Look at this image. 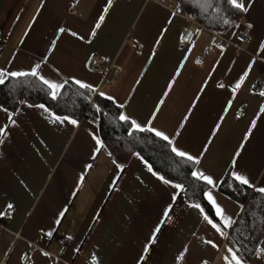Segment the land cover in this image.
Wrapping results in <instances>:
<instances>
[{
    "label": "crops",
    "instance_id": "1",
    "mask_svg": "<svg viewBox=\"0 0 264 264\" xmlns=\"http://www.w3.org/2000/svg\"><path fill=\"white\" fill-rule=\"evenodd\" d=\"M106 2L44 0L41 9V0H0V70L6 75L40 63L46 79L64 83L75 77L93 84L95 93L114 96L117 106L127 100L120 111L143 122L183 62L153 126L171 136L188 115L174 143L193 154L211 139L195 167L213 177L215 186L207 185L205 192L231 217V226L220 236L207 223L205 215L214 223L220 220L207 197L215 218L182 195L171 201L174 189L153 176L136 153L118 169L105 146L95 151L99 146L92 136L102 139L91 119L61 123L53 114L67 115L22 102L13 112L0 106V127L5 128L0 133V264H23L26 253L32 264H225L229 230L242 205L219 191L220 183L227 173L239 171L248 177L247 186L264 188V96L255 89L264 81V0H253L225 34L229 42L211 51L206 46L212 34L206 29L198 28L190 44L179 42L186 21L171 0H112L103 13ZM101 14L105 19L90 36ZM59 27L85 39L70 31L58 33ZM162 28L167 31L160 38ZM91 55L102 59L104 71L88 69ZM250 62L251 70L233 93ZM217 123L221 126L213 137ZM169 203L174 207L164 219ZM157 224L160 231L153 238ZM207 239L218 247L206 244ZM258 248H264V235L244 264H264Z\"/></svg>",
    "mask_w": 264,
    "mask_h": 264
},
{
    "label": "trees",
    "instance_id": "2",
    "mask_svg": "<svg viewBox=\"0 0 264 264\" xmlns=\"http://www.w3.org/2000/svg\"><path fill=\"white\" fill-rule=\"evenodd\" d=\"M171 2L183 16L192 18L208 31L222 34H227L236 26L243 15V12L229 5L227 0ZM225 20L229 23L225 24ZM66 81L57 92V98L52 99L47 85L38 77H7L0 84V106L13 112L22 102L40 103L58 115L91 119L97 123L103 146L108 149L115 162L125 165L133 153L138 154L158 175L183 184V198L189 203H199L215 218L212 207L204 196L207 184L191 177V162L175 156L167 142L152 133L135 130L130 133V123L118 119L120 109L116 104L92 90L80 88L71 80ZM218 189L242 205L229 230L227 244L234 247L243 261L247 262L264 235V193L240 184L228 173Z\"/></svg>",
    "mask_w": 264,
    "mask_h": 264
},
{
    "label": "snow or ice",
    "instance_id": "3",
    "mask_svg": "<svg viewBox=\"0 0 264 264\" xmlns=\"http://www.w3.org/2000/svg\"><path fill=\"white\" fill-rule=\"evenodd\" d=\"M227 3L231 5L233 8L240 10L241 12L247 13L249 11V8L251 4L253 3V0H227ZM44 0H41V9L43 8ZM112 6V0H107L102 12L107 13L109 8ZM41 9H38L40 11ZM171 15H175V13H172ZM35 19V18H34ZM105 19V16L103 14L99 15L98 19L96 20L95 24L91 28L89 35L95 36L97 29L100 28L101 22ZM167 23H171V19L169 18ZM229 22L225 20V24H228ZM249 28L253 27V24H248ZM65 31H70L65 29L64 27L57 28L58 33H64ZM167 31L166 28H162L159 32V37L162 38ZM70 34L73 37H77L80 40L85 39L84 36L79 35L75 31H70ZM160 43V39L156 40V44ZM56 41H52V45L49 48V51L52 50V48L55 46ZM260 47L264 48V41L260 42ZM154 55V53H153ZM186 59V57H185ZM183 67V62L180 63V65L177 67L175 73L172 76V79L169 80L167 84V89L163 92L162 97L158 100V102L155 104L150 116L143 122H137L136 119H132L129 115H126L124 111H120L118 119L125 122H130L131 127L129 128V132L132 131H139V132H149L154 134L156 137L161 138L162 140L166 141L167 144L170 146L171 152L175 154V156L183 158L184 160L191 162L193 165V168L191 169V177H193L196 180L204 181L207 185L215 186V181L213 180V177L211 175L205 174V172L195 167L196 165H199L201 163L202 158L205 156V153L209 150V145L211 143V139H209L208 143L204 144L202 146V150L193 154L189 150H185L182 147L177 146L174 141L176 140V137L180 135V129L184 127L185 122L188 120V115H185L184 119L181 121L179 128L176 130V132L173 135L167 134L164 130L158 129L153 126V121L157 118V114L161 111V105L164 104L165 100L164 98L168 96L169 91L172 89L173 83L176 80V77L179 76L180 70ZM252 68V63L250 62L248 65V69L243 72V74L240 76V78L235 82L234 87L232 88L233 93H235L236 89H238L241 86V83L243 82L244 78L248 75V71H250ZM40 69V63H37L30 67L27 71H11L8 70L6 75L4 74V70H0V84L4 83V80L7 77H21V76H34L38 77L43 84L47 85L49 91V95L52 97V99L57 98V92L63 88L64 84L67 83V81H64V83H57L56 81L46 79L43 75H40L39 72ZM143 75V73H141ZM75 84L79 85L80 88L89 89L96 91L95 87L91 83L84 82L80 79H76L75 77H69ZM140 81L137 80V84ZM220 87H223V85H219ZM97 94L102 97H106L108 100L113 101V103H116V98L112 95H108L107 93L103 91H98ZM261 96H264V92L260 93ZM128 103L127 100H125L123 103H119L118 107L120 109H124L125 105ZM195 103V102H194ZM228 105H231V101H228ZM39 108L44 109L45 111H49L44 104L38 105ZM5 111H7L5 109ZM192 109L189 108L188 112L191 113ZM260 111L264 113V104L260 106ZM224 112H227V108L224 109ZM54 116V120L63 123L64 121L69 122L72 125H77L78 121L76 119H71L68 116ZM220 121L222 122L224 119V116L219 117ZM14 123V121H13ZM220 123H217L214 125V127L211 129V136H215L216 132L220 129ZM255 127V121L252 122L250 125L248 131L245 133V139L247 140L248 137L252 134V129ZM5 128L0 127V133H4ZM92 139L95 141V144L99 147L95 149V151H99L100 148L103 147L102 141L99 137L93 135ZM138 155V154H134ZM239 155V153H237ZM114 164H116L115 161H113ZM236 161H233V164L235 165ZM146 166L148 167V171L152 173L153 176H156L157 179H159L163 184L165 185H171V187L174 189V191L171 193L170 199L171 201L175 202L178 197L184 192V185L181 183H173L171 180L166 179L164 176L158 175L157 172H154L151 165H148L147 162H145ZM116 167L118 169H123V164H116ZM231 175L233 176L235 181H238L242 185H249V179L246 175L241 174L239 171H232ZM114 186V185H113ZM259 191L264 192V188L259 189ZM204 196L207 197L210 201L213 202L214 207L216 208V215L220 218L218 223H214L212 219H209L208 216H204V219L207 221L209 225L215 230L216 233H218L220 236H225L226 233L224 232L225 228H229L231 226L232 220L231 217H228L223 209L215 204V201L211 197V195L208 192L204 193ZM193 207L200 208L199 204L192 205ZM9 208L12 207L11 204L8 205ZM174 207V203H169L164 209H163V218L167 219L169 216L170 210ZM202 212V210H201ZM203 214V212H202ZM0 215H3V213H0ZM60 216L64 215V212L59 213ZM163 222V220L161 221ZM160 231V224L156 225V228L152 232V237L155 238L156 233ZM47 235L51 236L52 233L49 231ZM68 239H71V237H68ZM150 242H154L150 241ZM206 244L211 245L213 248H217L218 244L212 239H207L204 241ZM144 251H148V247L145 246ZM185 251H187V248H185ZM257 251L264 255V248H258ZM227 255L223 257V261L225 264H244L243 259L239 256L237 250L234 247H228L226 249ZM184 253H181V256H183ZM44 255H47V253H44ZM95 259V257H93ZM144 257H141V260H143ZM179 259V257H178ZM202 264H207L206 261H202Z\"/></svg>",
    "mask_w": 264,
    "mask_h": 264
},
{
    "label": "built area",
    "instance_id": "4",
    "mask_svg": "<svg viewBox=\"0 0 264 264\" xmlns=\"http://www.w3.org/2000/svg\"><path fill=\"white\" fill-rule=\"evenodd\" d=\"M156 1H160V0H156ZM185 17V26L182 30V34L180 36L179 42L181 44H190L193 42L195 35H196V31L198 28H202L205 29L203 26H201L199 23H197L195 20H193L192 18L188 17V16H184ZM212 34V41L209 42L206 46L208 51L213 50L216 47H220L223 45V43H227L229 42L228 37L225 36V34L222 33H218V32H212L209 31ZM240 37L243 40L247 39L246 34H240ZM87 67L90 70H96V71H104V65H103V61L100 57L95 56V55H91L88 57L87 60ZM255 89L259 92H264V81L259 82L255 85ZM243 112V107L239 108L237 111L238 115H241ZM86 114H89V111H86ZM8 216V213L5 214V217ZM64 238L61 239L62 242H64ZM23 259V264H32V260L30 258V255L28 253H26ZM87 264H93L92 262H89Z\"/></svg>",
    "mask_w": 264,
    "mask_h": 264
}]
</instances>
